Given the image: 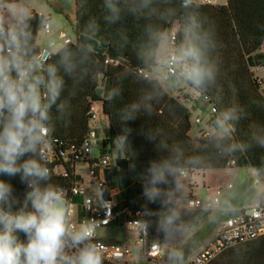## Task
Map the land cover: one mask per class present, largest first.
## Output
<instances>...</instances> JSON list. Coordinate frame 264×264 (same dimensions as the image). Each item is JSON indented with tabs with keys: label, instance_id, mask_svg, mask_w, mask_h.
<instances>
[{
	"label": "trees",
	"instance_id": "1",
	"mask_svg": "<svg viewBox=\"0 0 264 264\" xmlns=\"http://www.w3.org/2000/svg\"><path fill=\"white\" fill-rule=\"evenodd\" d=\"M197 5L204 29L211 31L215 40L216 47L211 56L218 67L217 79L215 84L197 88L177 78L191 90L193 97L205 98L216 108L217 113L209 122L216 132L210 138H192L189 135L190 113L180 99L170 96L157 79H146L138 73L139 70L151 73L156 66L151 56L155 52L156 58L158 48L152 45L149 50L146 25L168 37L174 25L178 30L183 28V15L172 18L170 28L155 17L146 18L147 13L133 17L125 12L118 23L109 24L103 18L102 0H87L83 5L82 0H75L76 38L63 46L74 51L87 49L80 66L85 75L78 78L76 85L65 78L62 99L67 98L70 103L69 114L55 121L48 144L53 148L59 143L64 148L78 144L90 127L87 113L91 102L101 103L108 123L106 141L116 144L122 156L118 160L121 168L118 184L124 191L127 211L131 215L143 214L142 220L148 224L149 244L164 245L184 229L196 227L209 214V211L179 208L180 180L178 175L174 180L170 178L167 187L173 193L174 207L180 214L183 230L166 237L159 229L162 209L158 203L146 204L142 195L143 178L151 161H176L177 170L184 169L189 174L190 190L196 186L193 175L224 169L231 159L238 166L242 160L246 161L254 175L264 183V94L249 70L254 63L253 55L264 44V0H226L225 5ZM34 15L37 19L40 16ZM93 20L98 25L94 36L90 34ZM36 24L37 20H34V29ZM181 40L182 36L176 34L174 51ZM199 40L204 43V36L200 35ZM107 58L117 59L120 64L116 67L106 65ZM55 59L53 57L50 62ZM99 75L104 77L100 96L96 94ZM113 94L114 99L109 101ZM133 104L138 108L132 113L134 119L123 120V114L131 111ZM226 112L233 117L227 122L230 130L227 133L221 119ZM121 136L126 137L122 148L117 139ZM149 136L155 139L150 140ZM0 179L11 183L14 195L23 200L26 186L19 176H0ZM51 182L60 187L67 184L54 175ZM145 206L152 209V213L145 212ZM21 238H24L22 234ZM209 264H264V236L224 250Z\"/></svg>",
	"mask_w": 264,
	"mask_h": 264
},
{
	"label": "clouds",
	"instance_id": "2",
	"mask_svg": "<svg viewBox=\"0 0 264 264\" xmlns=\"http://www.w3.org/2000/svg\"><path fill=\"white\" fill-rule=\"evenodd\" d=\"M86 3L82 0V5ZM102 6L103 18L109 24L118 23L125 12L133 17L147 13L146 18L155 17L170 28L172 18L183 15L184 26L176 33L182 40L168 57V65L194 87L215 84L218 67L211 54L216 44L213 33L203 27L196 0H102ZM58 24L50 12L41 13L37 19L31 0H0V176H19L26 186L20 200L14 195L13 185L0 179V264H104V246L94 242L99 225L90 219L77 221L76 206L63 188L51 182L43 149L51 142L55 121L69 114L70 103L62 99L65 78L76 85L78 78L85 75L80 66L87 49L58 47L55 40L43 47L36 44L40 32L51 34ZM90 27L94 36L98 25L93 20ZM145 32L149 50L152 45L167 48L176 42L173 34L169 33L165 40L147 25ZM53 57L55 61L50 62ZM151 58L155 59V52ZM136 111L133 104L122 119H134L132 113ZM232 118L227 112L221 118L225 133L230 131L226 125ZM117 139L122 148L126 137ZM177 171L173 159L153 160L143 178L142 195L146 204L158 203L162 209L159 229L166 237L183 230L173 193L167 187ZM96 194L98 202L105 204L103 190L97 189ZM144 210L153 211L146 206ZM134 223L141 231L148 228L142 219ZM183 258L182 250L177 248L167 253L168 264H182Z\"/></svg>",
	"mask_w": 264,
	"mask_h": 264
},
{
	"label": "built area",
	"instance_id": "3",
	"mask_svg": "<svg viewBox=\"0 0 264 264\" xmlns=\"http://www.w3.org/2000/svg\"><path fill=\"white\" fill-rule=\"evenodd\" d=\"M202 5H219L218 0H199ZM177 31L171 32L176 38ZM64 44L73 42V39L64 38ZM174 45V44H173ZM173 45L168 53V56L163 62L162 66L166 69L167 75L170 77H179L173 72L172 66L168 65V57L173 54ZM264 52V44L260 47ZM105 64L116 67L120 64L119 60L107 58ZM250 73L253 79L264 88V62L258 63L250 67ZM179 71V66L176 67ZM138 73L146 79L153 78L151 73L139 70ZM176 97L187 102L190 100V95L178 94ZM209 109L210 117L217 113L216 108L208 103L204 98L202 100ZM90 127L85 136L78 144H71L64 148V145H59L53 148L46 143L43 149L47 155V166L51 170V175L64 179L67 184L61 187L65 190L67 198L76 206L77 221L90 219L97 222L98 230L104 229L116 222L122 217L123 224L134 230L137 233L135 244L143 248L142 258L149 262V264H168L163 263L160 258L162 245L159 243L148 242V228L146 231H141L134 223L140 220L143 214L140 212L131 215L127 209L121 212L117 211L118 201L117 196L121 193V186L112 185L107 173L116 169L120 171V166L113 163L111 158L107 155L100 157H93L91 155V146L98 144L97 132L92 126L97 119V114L94 109V103L91 102L90 109L87 113ZM210 122V121H209ZM206 129L200 130L196 138H210L216 131L209 125ZM92 123V124H91ZM196 124H201L200 119L195 120ZM220 134V132H219ZM86 165L87 173L80 175L77 170V165ZM235 161L231 159L227 166H234ZM88 175V178H87ZM178 180H188L189 174L184 169H178ZM228 189L232 188L229 184ZM97 189L103 190V199L105 204L101 205L98 202L96 194ZM222 189H217L213 199H200L192 196L185 197L179 208L211 211L218 203L221 196ZM264 236V194L253 205L243 209L238 215L226 219L220 228L217 230L213 240L201 249L192 258L182 262V264H209L217 255L224 250L245 244ZM94 242L104 246V262L108 264H129L132 257L131 248L126 244L106 243L96 234Z\"/></svg>",
	"mask_w": 264,
	"mask_h": 264
},
{
	"label": "crops",
	"instance_id": "4",
	"mask_svg": "<svg viewBox=\"0 0 264 264\" xmlns=\"http://www.w3.org/2000/svg\"><path fill=\"white\" fill-rule=\"evenodd\" d=\"M43 1L45 3L44 2L42 4L38 3L36 7L33 6L34 14L40 15L41 13L47 14L48 12H50L54 16H57L56 19L59 21V24L56 30L51 34H45L44 32H40L36 37V44L40 47H43L44 45L47 44L49 40L55 39L57 40L56 41L57 46L62 45L61 47H63L65 45L64 40H63L64 38L75 40L76 36L72 34V32L76 34L75 0H71V4L69 3V0H43ZM198 2L199 0H196V3ZM31 3H32V0H31ZM218 4L225 5L226 0H222V1L218 0ZM172 30L178 31V26L174 25ZM164 35L165 34H163L162 36ZM170 50H171V46H170L169 52ZM253 56L255 57V59H254V63L252 66L258 63L264 62V52H262L261 49H259ZM155 63H156V58H155ZM154 74L155 72L152 71L151 75L153 78H154ZM162 87L166 90V92L170 96H174L172 91L168 90L163 85ZM261 93L264 94V88H261ZM98 119L99 117H97L96 121H98ZM92 126L95 129H97L96 132L98 135V124L94 122ZM189 135H190V131H189ZM191 137L195 138L197 136L195 137L191 136ZM119 158L120 157L117 158L116 162H113V161L112 162L118 164ZM241 168H246L251 172L252 184H254L253 185L254 189H248L245 186H242V187L234 186L233 181L237 178L239 170ZM118 173L119 172L116 171V169H112L107 173V176L110 178V182L112 183V185H115V186L119 185L117 182ZM193 176H194V180L196 178H197V181L201 180L203 184L205 185L206 189L208 190V193L203 200L213 199L215 197L217 189H222L219 203L211 211H209V214L205 218L211 217L213 212H220L223 218L216 225L212 223V219H211V220H207L205 225H202V222H200L194 228L184 229L175 238L170 240L168 243L162 245L160 258L163 263H168L167 253L172 248H177V249L182 250L183 256H184L182 262L192 258L194 255H196L201 249H203L208 243H210L213 240L217 230L220 228V226L226 219L238 215L243 209L247 208L250 205L255 204L260 199L262 194H264V183L259 181V179L254 175L251 167H249L246 161L244 160H242L240 166H238L235 163L234 166H228L224 169H218V170H206L203 172H198L197 174ZM194 180L192 179V181L196 185L197 184L196 180L195 181ZM256 181H258V185L255 184ZM229 184L232 185L231 189H228L226 187ZM197 190L198 189L196 186L193 187L191 190H189V193L187 192L188 196L198 198ZM123 192L124 191L121 190V193L117 196V198L119 196H122ZM251 192L253 193H252V196L250 197L249 194ZM117 201H118V207H117L118 212H121L127 209V207L124 209H121L119 198ZM178 204H179V201H178ZM111 226L122 227L126 231L130 232L133 237L132 240L128 241V239H125L119 242H110V241L103 240V239L102 240L105 241L106 243H119V244H126L130 246L132 257L129 260V264L131 262H134V264H139L140 262L145 263V260L142 258L143 248L135 244L137 233L123 224L122 217H120L118 222L106 228H110ZM133 247L138 248L139 255L133 254V250H132Z\"/></svg>",
	"mask_w": 264,
	"mask_h": 264
},
{
	"label": "rangeland",
	"instance_id": "5",
	"mask_svg": "<svg viewBox=\"0 0 264 264\" xmlns=\"http://www.w3.org/2000/svg\"><path fill=\"white\" fill-rule=\"evenodd\" d=\"M43 2H44L43 0H32V5L36 7L38 3L42 4ZM69 3L71 4V0H69ZM72 34L76 36L75 33L72 32ZM163 38L166 40L167 36L164 35ZM56 41L57 40H55V42ZM61 46L62 45L60 46L58 45V47H61ZM169 49H170V45L167 48H163V47L158 48L157 55H156V66L152 69V71L155 72L154 78L157 79L168 90L172 91L175 97L180 93L191 95V98L188 102L186 100H182L181 102L189 110L190 121H191L190 135L195 137V136H198V133L200 132V130L208 128L207 127L208 122L211 120L210 112H209L208 106L199 98V96L195 95L193 97L192 96L193 93L191 92V90L187 86H185V84L181 80H179V78L170 77L167 75V71L165 68H163L162 64L163 62H165L168 56ZM94 109L96 111L97 117H99L98 121H95L98 124V135H97L98 144H93L91 146V155L93 157H99L105 154L109 156L113 162H116L117 158L118 157L122 158V156L116 144H113V145L108 144L106 141L108 138V123H107V117L102 112L101 103H98V102L94 103ZM197 118L200 119L201 124L195 123V120ZM86 168H87L86 165H83V164L77 165V170L80 175L87 173V171L85 170ZM87 178H88V175H87ZM192 179L194 180V176ZM195 180L197 183L196 187L198 189L197 197L204 199L208 193V190L206 189L205 185L203 184L201 180L197 181V178ZM233 184L236 187L245 186L248 189H254V186H253L254 184H252L251 172L246 168H241L239 170L237 178L233 181ZM189 190L190 189L188 187V180H181L179 188H178L179 203H181V201L185 197H187L188 195L187 192L189 193ZM252 193L253 192L249 194L250 197L252 196ZM118 198H119L121 209L126 208V203L123 198V195L119 196ZM222 218L223 217L221 216L220 212H213L211 217L205 218L201 222H202V225H205L207 220L212 219V223L216 225ZM96 234L99 238L110 241V242H119L125 239H128V241H131L133 238L130 232L118 226H111L110 228L98 230ZM132 250H133L134 255H139V250L137 247H133ZM130 264H134V262H131ZM139 264H149V262L146 260L145 263L140 262Z\"/></svg>",
	"mask_w": 264,
	"mask_h": 264
},
{
	"label": "water",
	"instance_id": "6",
	"mask_svg": "<svg viewBox=\"0 0 264 264\" xmlns=\"http://www.w3.org/2000/svg\"><path fill=\"white\" fill-rule=\"evenodd\" d=\"M103 79H104L103 75H99V77H98V85L99 86L96 89V94L98 96H100L103 92ZM255 184L258 185V181H256Z\"/></svg>",
	"mask_w": 264,
	"mask_h": 264
}]
</instances>
